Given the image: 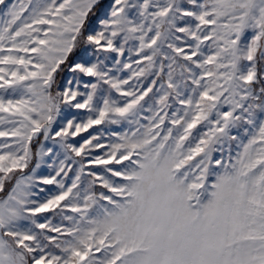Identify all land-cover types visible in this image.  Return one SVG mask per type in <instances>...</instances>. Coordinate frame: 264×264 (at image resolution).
<instances>
[{
  "label": "rangeland",
  "instance_id": "rangeland-1",
  "mask_svg": "<svg viewBox=\"0 0 264 264\" xmlns=\"http://www.w3.org/2000/svg\"><path fill=\"white\" fill-rule=\"evenodd\" d=\"M100 1L0 0V264H264V0Z\"/></svg>",
  "mask_w": 264,
  "mask_h": 264
},
{
  "label": "trees",
  "instance_id": "trees-1",
  "mask_svg": "<svg viewBox=\"0 0 264 264\" xmlns=\"http://www.w3.org/2000/svg\"><path fill=\"white\" fill-rule=\"evenodd\" d=\"M107 2V0H102L100 1L96 6H94L89 12H88V15H87V18H86V21H85V25L87 24V22L91 19V17L97 13L99 11V9ZM81 39V38H80ZM80 47L81 45H78L73 51L70 52V54L68 55L66 61L61 64L58 68V71H57V74H56V78H55V82H54V87H56L58 85V83H60V81L62 80L64 74L66 73L67 71V68L68 66L70 65V63H72L73 59L78 55V53L80 52ZM260 71L259 70V73L258 75L260 76ZM261 98L264 97V90L263 92L261 93ZM42 139H43V136L41 135L37 141L36 144L32 145V153H33V159H32V162L31 164L29 165V169H32L34 163H35V160H36V151L39 147V145L41 144L42 142ZM27 170V171H28ZM26 171V172H27ZM17 175H19L20 173H16ZM7 193V191H5L4 193H2L0 195V197H4L5 194Z\"/></svg>",
  "mask_w": 264,
  "mask_h": 264
}]
</instances>
